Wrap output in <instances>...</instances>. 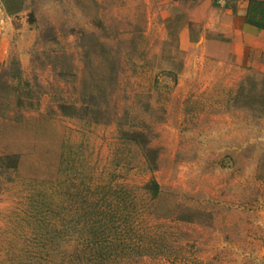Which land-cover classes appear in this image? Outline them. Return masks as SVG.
Here are the masks:
<instances>
[{
    "label": "rangeland",
    "instance_id": "rangeland-1",
    "mask_svg": "<svg viewBox=\"0 0 264 264\" xmlns=\"http://www.w3.org/2000/svg\"><path fill=\"white\" fill-rule=\"evenodd\" d=\"M195 1L8 2L0 264L259 263L264 71Z\"/></svg>",
    "mask_w": 264,
    "mask_h": 264
},
{
    "label": "crops",
    "instance_id": "crops-1",
    "mask_svg": "<svg viewBox=\"0 0 264 264\" xmlns=\"http://www.w3.org/2000/svg\"><path fill=\"white\" fill-rule=\"evenodd\" d=\"M4 1L6 0H0V90L1 71L8 59V49L13 45L11 36L18 34V31H14L13 24L20 11H6ZM259 3H264V0H216V4L211 0H196L190 7L186 5L192 16L186 23L184 33H188L189 28L194 25H199L202 32H215L227 39L236 63L264 71V28L256 27L247 18L258 17V14L253 13V7ZM260 5L264 8V4ZM198 12L201 13L199 17L196 16ZM219 41L223 43V39L220 38ZM258 260V264H264V249L260 250Z\"/></svg>",
    "mask_w": 264,
    "mask_h": 264
},
{
    "label": "trees",
    "instance_id": "trees-1",
    "mask_svg": "<svg viewBox=\"0 0 264 264\" xmlns=\"http://www.w3.org/2000/svg\"><path fill=\"white\" fill-rule=\"evenodd\" d=\"M10 1H17V0H6V1H4L6 11H8V12H16V11H19L21 9V6L19 4L16 7H13V8L10 7L9 4H8V2H10ZM260 4H264V3H259L258 5H255L253 7V9H255L253 13L255 15L258 14V17L255 18L253 16H248L247 18H248V21H250L251 23L255 24L256 27L264 28V20H263V18H264V8ZM152 187L154 188L153 189V194H156L158 186H157V183L155 181H153ZM119 242L120 241H118V243ZM112 243H113V240H112ZM115 244L117 245V243H115ZM90 248L92 249L93 247H90Z\"/></svg>",
    "mask_w": 264,
    "mask_h": 264
},
{
    "label": "built area",
    "instance_id": "built-area-1",
    "mask_svg": "<svg viewBox=\"0 0 264 264\" xmlns=\"http://www.w3.org/2000/svg\"><path fill=\"white\" fill-rule=\"evenodd\" d=\"M218 1H220V2H221V1H223V0H218Z\"/></svg>",
    "mask_w": 264,
    "mask_h": 264
}]
</instances>
